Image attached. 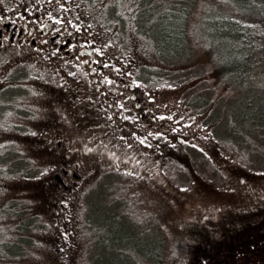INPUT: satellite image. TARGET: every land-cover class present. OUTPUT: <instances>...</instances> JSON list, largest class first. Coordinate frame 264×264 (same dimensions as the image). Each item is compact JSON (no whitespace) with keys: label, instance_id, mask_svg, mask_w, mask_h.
<instances>
[{"label":"rangeland","instance_id":"1","mask_svg":"<svg viewBox=\"0 0 264 264\" xmlns=\"http://www.w3.org/2000/svg\"><path fill=\"white\" fill-rule=\"evenodd\" d=\"M84 1L81 13L98 16L93 30L105 55L135 72L161 128L173 134L118 151L90 104L71 100L74 78L64 74L58 82L26 64L27 51L0 50V92L13 90L10 118L0 122V264H191L192 247L209 239L226 242L223 251L232 258L235 230L224 226L245 236L264 220V96L236 94L218 77V61H225L209 23L221 1L187 0L183 57L191 58L184 64L161 61L137 24L142 4L159 11L168 0ZM61 110L78 129L79 150L102 160L65 223L48 212L42 151L22 135L24 126L37 130ZM252 119L262 125L259 132ZM11 120L10 129L1 126ZM239 123L249 133L234 127ZM27 218L34 219L30 229L22 228ZM255 263L260 259L240 264Z\"/></svg>","mask_w":264,"mask_h":264},{"label":"flooded vegetation","instance_id":"2","mask_svg":"<svg viewBox=\"0 0 264 264\" xmlns=\"http://www.w3.org/2000/svg\"><path fill=\"white\" fill-rule=\"evenodd\" d=\"M84 2L0 0V50L27 51L30 60L26 64L41 66L56 75L58 82L64 74L74 78L71 100L81 107L90 104L92 118L105 124L109 142L118 151L130 149L135 141H165L173 132L161 128L163 121L148 106L152 101L142 92L135 72L122 61L105 55L104 45L93 30L98 16L88 10L84 11L86 16L81 13V8H86L81 4ZM12 91L8 88L0 92L2 123L12 113ZM56 116V120L45 121L37 130L24 126L22 135H30L32 145L42 151V185L50 197L48 212L65 223L74 199L83 193L102 160L99 155L89 156L79 150L75 139L78 129L62 110ZM10 124L12 120L1 126L8 125L10 129ZM92 130L93 125L89 133ZM10 139L8 136L6 141Z\"/></svg>","mask_w":264,"mask_h":264},{"label":"trees","instance_id":"3","mask_svg":"<svg viewBox=\"0 0 264 264\" xmlns=\"http://www.w3.org/2000/svg\"><path fill=\"white\" fill-rule=\"evenodd\" d=\"M220 1H218V15L213 17V21L209 23L210 30L218 31V46H221L225 61V64L220 60L218 61V77L229 84L228 86L236 89V94L254 91L257 97L264 96V0ZM190 2L192 3L193 0ZM190 2L187 0L164 1L163 8L161 7L159 11L158 8L145 3L138 10L137 24L146 38L155 46L161 61L169 64H184L191 58L183 57L188 52L185 50L187 47L183 46V42L185 44L189 35L187 22L190 21L188 18L186 22L185 15L189 13L187 4ZM224 3L229 9L223 10ZM193 6L195 5L193 4ZM198 28L199 26H197ZM154 32H157V36H153ZM168 42L170 45H165ZM175 44L176 47L174 46V48L173 45ZM188 50L190 53L192 49L188 48ZM165 51L173 53L177 57H166ZM183 77L184 75H182V79ZM231 79L234 84L230 82ZM251 122L254 132H259L262 125L255 119H252ZM241 124L242 126H240ZM244 126L243 123H239L234 127H237L241 133H249V130L244 129ZM234 217H239V215ZM225 219L228 222L232 220L231 218ZM33 221L34 219L27 218V221H23L22 228L30 229ZM232 226L234 225L224 226L225 232L227 229L235 230L233 242L236 246H232V258L223 251V245L226 242L218 244V240L209 239L192 247L194 252L192 253L191 264H218L219 251L224 254L219 264H240L244 261L250 262L259 259L260 264H264V220L248 230L245 236H239L241 229L236 230V227L233 228ZM244 228L242 230H245ZM219 245L222 247L218 250ZM185 248L188 247L185 246ZM208 249L212 251H208ZM178 250L182 251L180 248ZM209 252L212 255L207 254ZM155 262L157 263V261Z\"/></svg>","mask_w":264,"mask_h":264}]
</instances>
